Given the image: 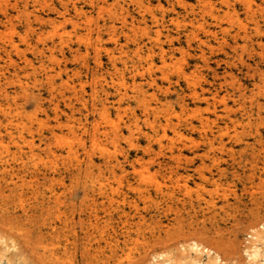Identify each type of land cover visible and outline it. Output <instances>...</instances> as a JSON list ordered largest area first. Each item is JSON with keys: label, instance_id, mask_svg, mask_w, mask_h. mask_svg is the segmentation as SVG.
I'll return each mask as SVG.
<instances>
[{"label": "rangeland", "instance_id": "obj_1", "mask_svg": "<svg viewBox=\"0 0 264 264\" xmlns=\"http://www.w3.org/2000/svg\"><path fill=\"white\" fill-rule=\"evenodd\" d=\"M9 1L13 14L11 28L0 4V29L4 33L2 37L5 36L4 42H0V53L7 56L10 52L15 62L9 65L0 58V79L5 82L6 75L20 70L19 65L25 66L23 56L34 59L39 70L36 73L31 68L20 70L22 83L28 87L26 91L20 82L7 84L16 98L9 100L0 95V117L16 115L19 124L6 120V125H0V156L6 163L0 161V264H151L158 255L161 261L165 260L158 264H210L207 252L195 253L191 249L194 241L218 251L224 264H247L245 252L252 240L250 235L264 229V153L258 158L252 154L264 141L260 142L250 131L258 124L264 135V108L258 114L255 102L258 97L264 104V80L256 69L264 73L261 55L264 54V0H142L139 9L138 4H126L122 0L93 3L70 0V3L78 1L86 10L85 16L72 12L77 20L74 21H79L77 26L64 21L61 27L52 30L39 24L42 28L36 32L29 28L24 9L36 8L37 0ZM16 2L18 5H13ZM61 2L38 0V4L46 5L44 9L39 5L38 12L63 20L56 10L49 8L61 7ZM98 5L104 7L101 14ZM142 14L145 23L144 19L139 22ZM153 14L160 16L157 22ZM124 19L128 20L125 26ZM134 19L139 21L133 23ZM34 20L31 14L33 26L38 28ZM113 22L115 27H110ZM97 24L102 25L101 32ZM89 26L94 29L88 30ZM12 27L15 29L11 30ZM158 30L162 31L161 41L169 49V56L174 55V60L184 57L182 65L192 73L194 83L178 73V64L173 61L167 68L161 67L157 47L153 57L158 64L149 68L146 61L142 62L149 69L144 76L139 74L136 78L146 90V100L154 105L170 103L180 115H174L166 136L163 127L158 126V137H165L154 140L156 132L144 119L142 102L133 97L123 98V119H120L117 101L124 89L120 86L116 90L110 82L106 86L109 87L106 100L103 89L106 81L102 77L95 79V75L99 70L97 51L106 71L112 69L106 47L114 49L116 63L121 67L124 60L132 58L136 38H144L151 47L155 41L147 37L157 38ZM190 30L197 36L188 35ZM11 37L20 50L10 47ZM46 44L55 47L54 59L45 57V64L57 74L54 89L38 63V48ZM173 47L177 48L173 50ZM59 70L62 72L58 73ZM150 74L158 86L149 82ZM125 81L132 94L131 74L126 73ZM240 83L242 91L238 88ZM194 90L205 92L208 99L196 100ZM179 95L185 96L190 110H182ZM103 101L111 105L108 109L111 120L116 118L122 131L116 137L112 133L113 125L101 120V130L110 134L99 133V142L94 143L90 127L95 118L100 119ZM193 109L200 112L195 114ZM133 112L141 116L139 127L151 139L136 127L133 134L128 129L125 122L130 121ZM67 117L70 124L75 123L77 132L67 126ZM82 120L88 123L87 133L81 132L84 131L79 124ZM161 120L159 124L164 122L163 116ZM187 120L193 121L196 128L188 127ZM178 122L181 126L176 130L183 136L175 131ZM218 128L222 129L221 134ZM70 147L75 153L69 152ZM116 157L121 165L124 163L125 174L119 167L117 174L113 173ZM140 159H144L142 163ZM134 166L139 169L138 175ZM11 244L16 249L7 250Z\"/></svg>", "mask_w": 264, "mask_h": 264}, {"label": "bare ground", "instance_id": "obj_2", "mask_svg": "<svg viewBox=\"0 0 264 264\" xmlns=\"http://www.w3.org/2000/svg\"><path fill=\"white\" fill-rule=\"evenodd\" d=\"M38 1V0H37ZM37 1H36V4H35V6L34 7H36V8H34L33 10H31V11H29L30 9L29 8H26V9H24V11L25 12H27V15L25 16L26 17V20H27V23H28V25H29V28H31V29H33L35 32L36 31H39V30H37V29H40V28H42L39 24H41V25H43V26H45V25H47V26H50V27H52V30H57L58 28H59V26L64 22V21H67V22H73L72 24L73 25H78V22H75V21H77V20H75L74 18H73V14H72V12L73 13H75L76 15H84V14H86V10H85V7L84 6H80L79 4H78V1H73L72 3H70L69 1L70 0H62V2H61V7H58V6H53V7H50L49 6V8L51 9H54V10H56L61 16H62V18H63V20L62 19H58V18H54V17H51L49 14H41V13H39L38 11H40L39 9H38V7H39V5H41L42 7H43V9L45 8L44 6H46V5H42V4H38L37 3ZM114 1V0H113ZM122 1H124L126 4H129L130 2H133V3H136V5L138 4V8L137 9H139V6L141 7V4H142V0H122ZM146 1V0H145ZM181 1V0H180ZM185 1V0H184ZM41 2V1H40ZM44 2V1H43ZM47 2V1H46ZM91 2L93 3V2H95L94 0H91ZM99 2V1H98ZM97 3V2H96ZM145 3V2H144ZM143 3V4H144ZM147 3H148V1H147ZM209 3V2H208ZM246 3V2H245ZM248 3H250V2H248ZM0 4H1V8H2V11H3V15H4V17H6L7 18V20H8V22H10L12 25H10V28H11V26H13V23H12V18H13V14L11 13V11H10V1L9 0H1L0 1ZM52 4V3H51ZM183 4L185 5V6H187V4L185 3V2H183ZM13 5H18V2H16V3H13ZM123 5V4H122ZM204 5H205V3H204ZM208 5V4H207ZM99 6V5H98ZM114 6V5H113ZM144 6V5H143ZM184 6V7H185ZM41 7V8H42ZM149 7V6H148ZM40 8V9H41ZM99 9H98V13L100 12V14L102 13V11L104 10V7L103 6H99L98 7ZM187 8V7H186ZM192 8V7H191ZM141 10V9H140ZM147 10V9H146ZM151 11V10H150ZM194 11V10H193ZM201 11H202V9H201ZM204 11V10H203ZM206 11V10H205ZM143 12V11H142ZM141 12V13H142ZM152 12V11H151ZM196 12V11H195ZM144 13V12H143ZM153 13V12H152ZM26 14V13H25ZM31 14L33 15L34 14V17H35V22H36V24L38 25V28H36V26H33V22L31 21ZM74 14V15H75ZM203 14V13H202ZM165 15V14H164ZM85 16V15H84ZM119 16V15H118ZM91 17V16H90ZM124 17H125V15H124ZM123 17V18H124ZM128 17V16H127ZM160 17V16H159ZM159 17H157V15L155 14H153V17L152 18H154V20L157 22L158 21V18ZM140 17H137V19H139ZM164 18V17H163ZM90 19V18H89ZM91 19H92V17H91ZM144 19V23L146 22L145 21V14H142L141 15V19H139V20H136V19H134L133 20V23H135L136 21H139V22H141V20H143ZM75 20V21H74ZM88 20V19H87ZM111 20V19H110ZM112 20H114L113 18H112ZM172 20V19H171ZM86 23H87V21H85ZM84 22V23H85ZM127 22H128V20L127 19H124L123 20V23H124V26L125 25H127ZM107 24V21H105V23H104V25H106ZM87 25V24H86ZM112 25V26H111ZM110 25V27H115V24H114V22H113V24H111ZM146 25V24H145ZM97 27H98V29L97 30H99L100 31V28H101V24L100 25H96ZM136 27V25L134 24L133 25V27ZM61 27V26H60ZM79 27V26H78ZM86 27V26H85ZM84 27V28H85ZM131 27V26H130ZM13 28V27H12ZM15 28H13V29H11V30H14ZM88 30H93L94 28H92L91 26H89L88 28H87ZM134 29V28H133ZM133 29H131V30H133ZM114 30V29H113ZM33 31V32H34ZM40 31H42V30H40ZM63 31H65V30H63L62 29V32ZM74 31V30H73ZM115 31V30H114ZM47 32V31H46ZM45 32V34L46 35H48L47 33ZM61 32V31H60ZM101 32V31H100ZM135 32H137V31H135ZM135 32H134V34H135ZM43 33V32H42ZM49 33H50V31H49ZM53 33V32H52ZM64 33V32H63ZM67 33H69V32H67ZM80 33V32H79ZM129 33V32H128ZM127 33V34H128ZM147 33V32H146ZM3 31L0 29V42H4V38H5V36H4V38L2 37L3 36ZM6 34V33H5ZM38 34H39V32H38ZM45 34H43V35H45ZM59 34V33H58ZM76 34H78V33H76ZM91 34V31L88 33V34H86L87 36L88 35H90ZM114 34H115V32H114ZM50 36H51V34H49ZM54 35H56V34H54ZM64 35V34H63ZM80 35V34H79ZM81 35H82V33H81ZM85 35V36H86ZM137 35V34H136ZM142 35V34H141ZM188 35H194V36H197L196 34H195V32L194 31H191L190 30V32L188 33ZM12 36V35H11ZM39 36H40V34H39ZM61 36H62V34H61ZM86 36V37H87ZM118 36V35H117ZM128 36H129V34H128ZM148 36V35H147ZM157 38H152L153 36H148L147 38L150 40V41H155V45L153 44L151 47L149 46L148 47V44H147V42H146V40L144 39V38H140V39H138V38H136L137 40H135V43H134V47L131 49L132 50V53H133V56H132V58L130 59V61L129 60H124V62H123V66H118L117 65V63H116V60H117V56L115 55V53H114V49L113 50H111V49H109L108 47H106V49L105 50H107V51H109L110 52V57H111V60H112V69L111 70H105L104 68H103V62H102V60L103 59H101V56H99V52L97 51V57H96V62H97V65L99 66V70L96 72V71H94V73L96 72V77H95V79H98V78H100V77H102V78H104V80L106 81V83L105 84H103V89H104V91L106 92V94L105 95H107L106 97H105V99L107 100L109 97H108V89H109V87H106V86H110L112 83H113V85L112 86H114L115 88H116V90H120V86H122V88L124 89V92H122L121 94H119L121 97H120V99L117 101V102H120V103H118L119 104V106L117 107V114H118V116H119V118L120 119H123L122 118V115H121V109H122V107H121V103H122V99L123 98H125V97H128V98H130V97H133V98H135L136 100H138V102L141 104V102H142V105H143V115H144V119H145V121L149 124L148 126H150V127H152L153 128V130L156 132V136L157 137H152L154 140H156V138L158 139V140H160L161 138H159L158 136H159V129H157V127L158 126H160L161 125V127H163V129H164V132L165 133H163L165 136L167 135L166 134V131H167V128L168 127H170V126H172V118L174 117V115H176V116H178V117H180V115L173 109V107L170 105V103H168V104H165V103H162L161 105H154L153 103H151V102H149V101H147L146 100V98H145V93H146V90L141 86V83H138L137 82V75H139V74H141V75H145L146 74V70H148L150 67H152V65H154V64H158V63H154V57H153V55H154V52H156V50L154 49V47H157L158 48V52H159V55H160V59H161V62H162V64L160 65L161 67H164V68H167L168 66H170L172 63H171V61H173L174 63L173 64H178L177 66H178V68H177V71H178V73L181 75V76H184L190 83L192 82V83H194V81H193V78L191 77V75H192V73H189V71L187 70V68L185 67V66H183L182 65V61H184V57L183 58H178L177 57V59L176 60H174V55H171V56H169V49H167L166 47H165V45L162 43V31L161 30H158V32H157ZM7 37V36H6ZM10 37V36H9ZM40 37H43V36H40ZM39 37V38H40ZM46 37V36H45ZM77 37H79V36H77ZM130 37V36H129ZM81 38V37H80ZM85 38V37H84ZM133 38L135 39V35L133 36ZM10 39V47L12 48V49H16V51L20 48V47H18V45L15 43V41L12 39V37L11 38H9ZM9 39L7 40V41H9ZM86 40H87V38H85ZM120 39V38H119ZM86 40L84 41V42H86ZM115 40V39H114ZM171 40H173V39H171ZM82 41V40H81ZM117 42H118V40H116ZM46 43H47V41H46ZM61 43H64V42H61ZM56 44V43H55ZM65 44V43H64ZM88 44H89V40H88ZM87 44V45H88ZM7 45V44H6ZM56 46V45H55ZM65 46V45H64ZM37 48V47H36ZM54 46H52V45H47L46 44V46H43L42 48H38V51H37V56H38V58L40 59V61L38 62V63H40V66H39V68L41 69V73L43 74V76L47 79V81H48V83H49V85H50V87H52L53 89L55 88V77H56V75L57 74H55L53 71H55V69H53V68H50V67H48V65L47 64H45L46 63V60H45V57H48L49 59H54V56L53 55H55V50H54ZM177 48V47H176ZM175 47H173V50H175L176 49ZM78 49V48H77ZM81 49V48H80ZM99 49H101V47H99L98 46V50ZM102 49H103V47H102ZM20 50V49H19ZM172 50V51H173ZM9 51V50H8ZM78 51V50H77ZM48 52V53H47ZM79 52V51H78ZM171 54H173V53H171ZM35 55H36V52H35ZM262 55V57L264 58V54H261ZM24 58H23V61H24V63H25V66H22V65H19V67L18 68H20V70L21 71H30L29 69L31 68L35 73L39 70L38 69V67L36 66V63L33 61L34 59H30L28 56H23ZM0 58L1 59H3L7 64H9V65H11V64H13L14 62H15V60H14V58L12 57V54L10 53V52H8V54H7V56H3V55H1V53H0ZM169 58L171 59L170 61H169ZM56 59V58H55ZM52 61V60H51ZM50 61V62H51ZM59 61V60H58ZM143 61H146L150 66H149V68H145V66H143L142 65V62ZM48 62V61H47ZM55 62V61H54ZM53 62V63H54ZM129 62L131 63V65L129 64ZM56 63V62H55ZM60 63V62H59ZM87 64V63H86ZM47 65V66H46ZM55 65V64H54ZM57 65H58V63H57ZM56 65V66H57ZM249 65V64H248ZM89 66V65H88ZM87 66V67H88ZM250 66V65H249ZM5 66H2V68H4ZM58 67H60V66H58ZM89 68V70H90V67H88ZM61 69H63V68H61ZM65 69H67V68H65ZM64 69V70H65ZM257 70H258V73H259V75L261 76L260 78L261 79H263L264 80V73L262 72V70L260 69V68H256ZM20 70H15L12 74H8V75H6L5 76V79L4 80H6L5 82H3V80L2 79H0V95L3 97V98H5V99H9L10 100V98L12 97V98H16V95H12V93H10V90L8 89V87H7V84H9V83H16V82H20L21 84H20V86H21V88H23L25 91L27 90V88L28 87H26V86H24V84L22 83V80H21V76H20ZM62 71H58V73H61ZM57 73V72H56ZM98 73V74H97ZM126 73H129V74H131V76H132V80H133V84H132V86H133V89H132V94H130V89H129V87H128V84H127V81H125V75H126ZM38 76V75H37ZM152 75L150 74V77H149V82L151 83V84H156L157 86H158V84H157V81H156V78L153 76V77H151ZM111 78V81H109L108 80V78ZM165 77L167 78V79H169L170 77H169V74L168 73H165ZM102 78H101V81H102ZM259 78V79H260ZM118 79H119V81H118ZM39 80V79H38ZM100 80V79H99ZM262 80V81H263ZM261 81V80H260ZM110 82H112L111 84H110ZM264 82V81H263ZM55 85V86H54ZM140 86V87H139ZM160 86V85H159ZM243 85L240 83V85H239V87L238 88H240V90L242 91L243 90V87H242ZM263 86V85H262ZM131 87V86H130ZM161 87V86H160ZM195 87H196V84H195ZM167 88V90H170V86H168V87H166ZM204 88V87H203ZM56 89H57V87H56ZM194 89V88H193ZM256 89V88H255ZM257 89H258V87H257ZM259 89H260V87H259ZM17 91V90H16ZM16 91H14V92H16ZM53 91V90H52ZM262 91V90H261ZM192 93V92H191ZM257 93H260L259 92V90H258V92ZM193 94V97L196 99V100H198V99H208V97L206 96V94H205V92H203V93H199L198 92V90L196 91V90H194V92L192 93ZM217 94V93H216ZM255 93H253V95H254ZM96 95H98V94H96ZM256 95V94H255ZM217 95H215L214 96V98L216 97ZM224 97V96H223ZM217 98V97H216ZM215 98V99H216ZM97 99V98H96ZM214 99V100H215ZM3 100V99H2ZM13 100V99H12ZM16 100V99H15ZM103 100V99H102ZM226 100V99H225ZM256 101L255 102H257V107H258V109H257V111H258V114H260L261 115V109H263L264 108V104L262 103V102H260V99L257 97V99H255ZM179 101H180V103H181V106H182V110L184 111V110H190V105H189V103L187 102V100H186V98H185V96H181V95H179ZM207 101V100H206ZM219 101V100H218ZM108 101H103L102 103H100L101 105V108H100V110H101V112H100V115H99V118L100 119H96L95 118V122H93L92 123V127H90L92 130L90 131L91 132V136H92V139L91 140H93V142L94 143H98L99 141H97L98 140V138H97V135L99 134V133H102V134H108L109 132H107V130H104L103 129V131L101 130L102 129V127H100V124H101V120H106V121H109L112 125H113V128H112V130H114V132H112V133H114V135L117 137L119 134H121L120 132L122 131V130H120L121 128H119V126H117L118 124L116 123V122H118V121H115L116 120V118H115V120H111V116L110 115H112V114H110V112L108 111V109L110 108V106L108 105V103H107ZM161 102V101H160ZM221 102H223V101H221ZM254 102V100L252 101V103ZM2 103V102H1ZM10 103V102H9ZM38 103V102H37ZM113 105H115V102H111ZM208 103V102H207ZM224 103V102H223ZM214 104V103H213ZM8 105V104H7ZM10 105V104H9ZM95 103H94V108H95ZM227 105V104H226ZM199 107V106H198ZM215 107H216V105H215ZM12 108V107H11ZM98 108V107H97ZM213 108V107H212ZM6 109V108H5ZM200 108H198V110H199ZM207 109H209V106L207 107ZM225 109L226 110H228L229 112H231V108L229 107V106H226L225 107ZM8 110V109H7ZM20 110V109H19ZM194 111H196L195 112V114L196 113H198V112H200V111H197L196 109H193ZM11 111V110H10ZM23 111V110H22ZM97 111V110H96ZM216 111V110H215ZM8 113V112H7ZM24 113V112H23ZM57 113V112H56ZM163 113V115H161ZM9 114V113H8ZM18 114V113H17ZM71 114H73V113H71ZM58 115V114H57ZM60 115V114H59ZM229 115H230V113H229ZM248 115V114H247ZM251 115H253V113L251 114ZM15 116L16 115H11L10 117L8 116V117H6V116H3L4 118H2V117H0V125H6L5 124V121L6 120H8V123L10 122L11 124H12V122L15 120V119H17V118H15ZM151 116H153V118L151 119ZM164 117V122L163 123H161V124H159L158 122L161 120V117ZM202 116V115H201ZM200 116V117H201ZM14 119H13V118ZM70 117H72V116H70ZM69 117V118H70ZM199 117V118H200ZM209 117V116H208ZM230 117V116H229ZM250 117V116H249ZM68 117H67V119H69ZM176 118V117H175ZM74 119V118H73ZM78 119V118H77ZM81 119V118H80ZM113 119V118H112ZM150 119H151V121H150ZM201 119H203V118H201ZM208 119V118H207ZM19 120V119H18ZM88 120V118L86 119V121ZM235 120V119H234ZM17 120H15L14 122H16ZM65 121V120H64ZM67 121H69V122H67ZM65 123L66 124H68L67 126H69L70 127V129L72 130V131H74V132H77V131H75L74 130V125H75V123H74V125L72 124V122H71V124H70V119L69 120H67ZM76 121V120H75ZM85 121V122H86ZM105 121V122H106ZM140 121H141V116L139 115V114H137L136 112H133V115H132V118L130 119V121L129 122H125L126 123V125H127V127H128V129H130V131L132 132V134H133V127H136V130L137 131H139V133L141 132V133H145V131L144 130H142L140 127H139V124H140ZM162 121V120H161ZM174 121V120H173ZM202 121V120H201ZM235 121H237V120H235ZM60 122V121H59ZM63 122V120L61 121V123ZM80 122V123H79ZM78 123L82 126L81 127V129H83L84 131H81V132H84V133H87L88 131H89V127H88V123L86 122V123H84V121L82 120V122L81 121H79ZM109 122H108V125H109ZM17 123V125H19L18 124V122H16ZM60 123V124H61ZM64 123V122H63ZM216 123V122H215ZM107 124V123H106ZM158 124V125H157ZM185 124H187L188 125V127L190 126V128H192V129H194V128H196V125L194 124V122L193 121H189V120H187V123H185ZM10 125V124H9ZM102 125V124H101ZM186 125V126H187ZM24 126V125H23ZM22 126V127H23ZM176 127H174L175 128V131L177 132V128L178 127H180L181 126V124L178 122L176 125H175ZM223 126V125H222ZM25 127L27 128V125H25ZM64 127V126H63ZM68 127V128H69ZM109 127H110V125H109ZM7 128H9V126L7 125ZM24 128V127H23ZM76 128V127H75ZM212 128V127H211ZM223 128V127H222ZM226 128V127H225ZM14 129H15V127H14ZM18 128H16L15 130H17ZM28 129V128H27ZM78 129V128H77ZM106 129V128H105ZM110 129V128H109ZM219 129V131L218 132H220V134L222 133V129L221 128H218ZM10 130V129H9ZM54 130V129H53ZM53 130H52V132H53ZM227 130V129H226ZM0 131H2V130H0ZM5 131H6V129H5ZM11 132H12V128H11V130H10ZM210 131L212 132V136L213 137H216V134H214V132H213V129H210ZM251 132H252V134H254V136L257 138H259V140H260V142H262V141H264V140H262V139H264V135L261 133L262 131H261V129H260V127L258 126V124H257V126H256V128L255 129H251L250 130ZM7 132V131H6ZM15 132H17V131H15ZM14 132V133H15ZM23 132V131H22ZM56 132V131H55ZM228 132V131H227ZM18 133V132H17ZM124 133V132H123ZM12 134V133H11ZM101 134V135H102ZM110 134V133H109ZM147 136H149V138L151 137V135L149 134V133H145ZM154 134V133H153ZM152 134V135H153ZM177 134H180V135H182L181 133H180V131H178L177 132ZM13 135V134H12ZM15 135V134H14ZM13 135V136H14ZM18 135L19 136H21L19 133H18ZM75 135V134H74ZM114 135H113V137H114ZM145 135V136H146ZM186 135V134H185ZM18 136V137H19ZM24 136V135H23ZM108 136H110V135H108ZM120 136V135H119ZM122 136V135H121ZM164 136V137H165ZM183 136V135H182ZM78 137V136H77ZM103 137V136H102ZM107 137V136H106ZM111 138H112V136H110ZM163 137V138H164ZM180 137V136H179ZM185 137H187V136H185ZM1 138V137H0ZM74 138H76V137H74ZM109 138V137H108ZM148 138V139H149ZM162 138V139H163ZM178 138V137H177ZM182 138V137H181ZM210 138V137H209ZM239 138V137H238ZM257 138V139H258ZM24 139V138H23ZM76 139H78V138H76ZM102 139V138H101ZM115 139V138H114ZM119 139V138H118ZM151 139V138H150ZM152 139V140H153ZM173 139H174V137H173ZM176 139V138H175ZM214 139V138H213ZM241 139V138H240ZM14 140V139H13ZM80 140V139H79ZM78 140V141H79ZM133 140V139H132ZM157 140V141H158ZM180 140V139H179ZM173 141V140H172ZM176 141V140H175ZM182 141V140H181ZM17 142V141H16ZM83 142V141H82ZM132 143H133V145H135V141H131ZM1 143H2V141H1ZM18 143V142H17ZM161 143V142H160ZM4 144V143H3ZM70 144V146H71V143H69ZM137 144H139V142L137 143ZM151 144V143H150ZM149 144V145H150ZM171 144H174V145H176L175 144V142L173 143H171ZM2 145V144H1ZM82 145V144H81ZM174 145H173V147H171L172 149L174 148ZM20 146V145H19ZM162 146V145H161ZM178 146V145H177ZM163 147V146H162ZM5 148V147H4ZM7 148V147H6ZM75 148V147H74ZM170 148V149H171ZM2 149V148H1ZM69 149V148H68ZM105 149V148H104ZM178 149H179V147H178ZM9 150H10V148H9ZM183 150V149H182ZM3 151V150H2ZM22 151V150H21ZM21 151H19V152H21ZM74 151H75V149H74ZM72 152V147H70V149H69V152H72V153H75V152ZM102 151H106V150H102ZM181 151V150H180ZM4 152V151H3ZM8 152V151H7ZM91 153V152H90ZM264 153V143L262 142L261 143V145H260V147H259V149L258 150H253V156H254V158H258V157H261V154H263ZM10 154V153H9ZM70 154V153H69ZM78 154V153H77ZM178 154H180L181 155V153L179 152ZM178 154H176V155H178ZM175 155V154H174ZM173 155V156H174ZM175 155V156H176ZM8 156V155H7ZM75 157V156H74ZM126 157V156H125ZM179 157V156H178ZM115 158V157H114ZM117 158V157H116ZM139 158V157H138ZM143 158V157H142ZM4 158L2 157V156H0V161H2V163L4 164V165H6V163L4 162V160H3ZM5 159H7V158H5ZM78 159V158H77ZM111 159V158H110ZM119 158H117L116 159V161H114V162H116L115 163V165L112 167L113 169H112V171H113V173L116 175L117 174V168L119 167V168H121V173L122 172H124V174H125V171H127L122 165L124 164H122L121 165V163H120V161L118 160ZM189 159V158H188ZM107 160H109V159H107ZM138 160V159H137ZM141 160L143 161L144 159H140L139 161L141 162ZM193 160V159H192ZM252 160H253V158H252ZM259 160V159H258ZM9 161V160H8ZM7 161V162H8ZM133 161H134V159H133ZM255 161V160H254ZM123 162V161H122ZM75 163H77V162H75ZM142 163V162H141ZM140 163V164H141ZM74 164V163H73ZM109 164V163H108ZM134 164V163H133ZM139 164V163H138ZM193 164V163H192ZM255 164H257V163H255ZM93 165V164H92ZM135 165V164H134ZM142 165V164H141ZM258 166H259V164H257ZM257 165H256V167H257ZM110 166V165H109ZM111 166H112V164H111ZM125 166V165H124ZM146 166V165H145ZM137 167H138V165H137ZM141 167V166H140ZM255 167V168H256ZM139 168V167H138ZM136 168V166H134V169H135V171H136V173H137V171L139 170V169H141V168ZM143 168V167H142ZM128 169V168H127ZM133 169V170H134ZM138 169V170H137ZM141 170H144V169H141ZM146 170H148V168L146 169ZM200 170V169H199ZM110 171V170H109ZM111 171V172H112ZM173 171H174V173H175V170H172V172L171 173H173ZM143 172L144 171H142V175L144 176V174H143ZM147 172H149V171H147ZM127 173V172H126ZM177 173V172H176ZM128 174V173H127ZM126 174V175H127ZM151 174V173H150ZM150 174L147 176V178H148V181L151 179V178H149L150 177ZM181 174V173H180ZM182 174H184V173H182ZM182 174H181V176H182ZM112 175V174H111ZM137 175H138V173H137ZM114 178H115V176L114 175H112ZM142 176V177H143ZM151 176H152V174H151ZM178 176V175H177ZM184 176V175H183ZM188 176V175H187ZM112 177V178H113ZM117 177V176H116ZM153 177V176H152ZM180 177V176H179ZM103 178V177H102ZM105 178V177H104ZM110 178H111V176H110ZM123 178V177H122ZM177 178V177H176ZM182 178V177H181ZM184 178H186L185 176H184ZM188 178V177H187ZM119 179V178H118ZM140 179V178H139ZM138 179V180H139ZM178 179V178H177ZM183 179V178H182ZM115 180H116V178H115ZM123 180V179H122ZM142 180V179H141ZM154 180V179H153ZM156 180V179H155ZM186 180V179H185ZM96 181H97V179H96ZM96 181H94V182H96ZM98 181H100V180H98ZM118 181H120V180H118ZM125 181H126V179H125ZM148 181H146V182H148ZM106 182H107V179H106ZM105 182V183H106ZM131 182V181H130ZM142 182V181H141ZM140 182V183H141ZM145 182V183H146ZM157 182V181H156ZM155 182V183H156ZM187 182V181H186ZM115 183V182H114ZM139 183V184H140ZM149 183V182H148ZM152 183V182H151ZM158 183L160 184V182L158 181ZM16 184V183H15ZM97 184H99V183H97ZM108 184V183H107ZM112 184V183H111ZM124 184V183H123ZM129 184V183H128ZM143 184V183H142ZM141 184V185H142ZM109 185V184H108ZM130 185V184H129ZM96 186V185H95ZM106 186V185H105ZM120 186V185H119ZM131 187H132V185H130ZM188 186V185H187ZM103 187V186H102ZM111 187V186H110ZM114 187V186H113ZM117 187V186H116ZM136 187V186H135ZM139 187V186H138ZM100 188V187H99ZM98 188V189H99ZM103 189V188H102ZM159 189V188H158ZM95 190V189H94ZM115 190V189H114ZM159 190H162V189H159ZM103 191H105V190H103ZM148 191V190H147ZM100 192V191H99ZM118 192V191H117ZM117 192H115V194L117 193ZM107 193V192H106ZM142 193V192H141ZM144 193V192H143ZM104 194V193H103ZM114 194V193H113ZM118 194V193H117ZM116 194V195H117ZM125 197V196H124ZM261 223H263V222H261ZM259 225H261V224H259ZM261 227V226H260ZM262 228H264V223L262 224ZM255 229V228H254ZM251 237H252V240L250 241L251 243H250V245L246 248V252L245 253H247V257H248V260H247V264H264V229L262 230V231H260V232H255L254 234H251L250 235ZM195 240V239H194ZM12 243V242H11ZM8 243L6 242V245H7ZM17 245V244H16ZM190 245V244H189ZM5 246V245H4ZM7 247V246H6ZM14 248V249H16L15 247V245L13 244H11L10 246H8V248H7V250L9 249L10 250V248ZM190 248V246L188 247V249ZM4 250H6L5 248H3ZM191 249L192 250H194L195 251V253L196 252H207V255H208V257H209V259L211 260V262H210V264H224V259L222 258V256L220 255V253L218 252V251H216V250H214V249H212V248H209V247H207L206 245H203L201 242H198V241H194L193 242V244L191 245ZM3 250V251H4ZM1 251V250H0ZM0 254L2 255V253L0 252ZM161 255H158V256H155L153 259H152V262H151V264H158V262L160 261V263H164L165 262V260H163V261H161L160 259H161V257H160ZM54 257V256H53ZM247 257H246V259H247ZM164 259V258H163ZM166 261H167V259H166ZM245 262V261H244ZM159 263V264H160ZM242 264H244V263H242Z\"/></svg>", "mask_w": 264, "mask_h": 264}]
</instances>
